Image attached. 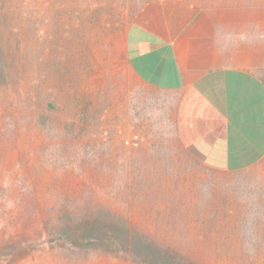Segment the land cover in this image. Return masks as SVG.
I'll return each mask as SVG.
<instances>
[{"label":"rangeland","instance_id":"1","mask_svg":"<svg viewBox=\"0 0 264 264\" xmlns=\"http://www.w3.org/2000/svg\"><path fill=\"white\" fill-rule=\"evenodd\" d=\"M138 2L0 0V264H137L60 247L68 208L129 219L177 264H264V167L213 199L187 186L212 173L185 160L171 111H124L114 62Z\"/></svg>","mask_w":264,"mask_h":264},{"label":"crops","instance_id":"2","mask_svg":"<svg viewBox=\"0 0 264 264\" xmlns=\"http://www.w3.org/2000/svg\"><path fill=\"white\" fill-rule=\"evenodd\" d=\"M136 5L143 18L126 27L114 62L124 111L134 97L162 103L185 160L212 173L187 174V186L227 200L240 174L264 167V0Z\"/></svg>","mask_w":264,"mask_h":264},{"label":"trees","instance_id":"3","mask_svg":"<svg viewBox=\"0 0 264 264\" xmlns=\"http://www.w3.org/2000/svg\"><path fill=\"white\" fill-rule=\"evenodd\" d=\"M0 51V79L4 77ZM49 222V220H48ZM56 232L62 238L60 247L72 251H101L123 255L137 264H177L174 254L140 232L112 211L87 208L81 212L68 208L57 222Z\"/></svg>","mask_w":264,"mask_h":264}]
</instances>
